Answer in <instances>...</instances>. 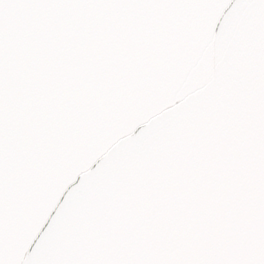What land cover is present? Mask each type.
<instances>
[{"label":"snow or ice","instance_id":"snow-or-ice-1","mask_svg":"<svg viewBox=\"0 0 264 264\" xmlns=\"http://www.w3.org/2000/svg\"><path fill=\"white\" fill-rule=\"evenodd\" d=\"M0 264H264V0H0Z\"/></svg>","mask_w":264,"mask_h":264}]
</instances>
